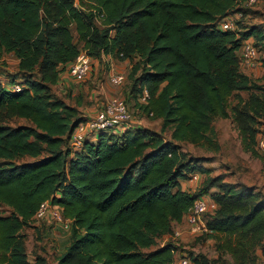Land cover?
Masks as SVG:
<instances>
[{"label":"trees","instance_id":"trees-1","mask_svg":"<svg viewBox=\"0 0 264 264\" xmlns=\"http://www.w3.org/2000/svg\"><path fill=\"white\" fill-rule=\"evenodd\" d=\"M250 8L244 0H0V57L12 53L19 74H39L6 81L21 82L20 90L0 80V264H48L41 254L29 257L22 232L45 200L71 219L52 264H172L179 246L158 239L214 186L217 207L204 213L202 234L233 264L264 260V192L211 175L178 144L216 145L214 120L231 117L237 95L243 148L262 157L255 124L264 118V84L244 71L240 55L248 37L264 50V31L243 25ZM238 10L237 30L221 29L220 20ZM82 48L93 58L131 61L132 91L148 92L136 105L162 119L170 139L133 126L71 149L84 115L52 87ZM239 91L252 92L244 99ZM15 117L30 124L10 125ZM25 155L33 159L17 162ZM198 170L206 175L199 191L183 189L181 179ZM186 255L191 264L218 261Z\"/></svg>","mask_w":264,"mask_h":264},{"label":"rangeland","instance_id":"rangeland-1","mask_svg":"<svg viewBox=\"0 0 264 264\" xmlns=\"http://www.w3.org/2000/svg\"><path fill=\"white\" fill-rule=\"evenodd\" d=\"M243 25L245 27L258 26L264 31V0H260L256 6L247 10L246 16L243 18ZM263 57L264 50H261L259 64L256 67H245L246 72L261 84H264ZM92 62V70L85 77L80 80H72V86L68 85V82H61L60 79L59 84L53 85L52 92L69 104L79 106L80 114L85 116L91 114L86 112L87 109L94 110L99 104H104L106 100L113 96L123 97L132 113V124L134 126L158 131L163 133L166 139L171 138L170 129L164 132L161 130L162 119L149 118L138 109L136 102H142V99L141 94L136 89L132 91V80L128 76L132 64L130 60H121L103 54L100 58L92 57ZM112 71L124 73L126 75L125 80L119 85L113 84L109 77ZM12 77H15V79ZM26 78H39V74H19L15 65V56L11 53H5L4 58L0 59V80L3 83L7 80L25 82ZM251 92L239 91L238 94L247 99ZM240 104L237 95H233L230 99L231 117L215 118L214 125L217 130L216 142L218 145L190 142H180L178 144L186 152L187 158L200 160L199 163L208 168L211 175L223 174L226 180L254 185L264 192V148H260L261 151L259 150L262 157L255 156L243 148L239 122L235 117L236 112L234 110V107ZM8 123L12 126L30 124L28 120L22 117L12 118ZM255 125L260 130L258 138H264V118H261ZM32 159V157L25 155L18 158L17 162ZM198 171L201 174L200 179L192 181L191 178L187 177L184 181L185 188L191 191H199L206 175L200 170ZM217 190L219 188L214 186L205 193L210 197L212 203H215L212 194ZM177 231L178 234H176ZM22 232L29 257L33 258L36 254H41L46 257L48 264H52L56 256L63 251L69 235L68 231L64 230L48 215L44 217L36 216L35 221L26 225ZM169 241L179 246L177 259L184 254L203 253L212 259L218 258L215 264H233L230 255L224 254L221 256L219 254L214 239L191 232L189 227L174 223L173 231L160 237L158 245ZM155 247L156 245L150 247V249ZM259 264H264V260L261 259Z\"/></svg>","mask_w":264,"mask_h":264},{"label":"built area","instance_id":"built-area-1","mask_svg":"<svg viewBox=\"0 0 264 264\" xmlns=\"http://www.w3.org/2000/svg\"><path fill=\"white\" fill-rule=\"evenodd\" d=\"M259 2L260 0H244V5L253 7ZM243 16V11L229 12L227 16L220 20L219 27L223 30H237V20ZM240 55L242 67H256L259 64L261 52L254 43L253 38L248 37L243 40ZM92 66V57L82 48L75 59L67 64L65 73L73 80H80L92 70ZM109 77L113 84L119 85L125 80L126 75L119 71H112ZM5 86L10 90H20L23 84L19 81L13 83L5 81ZM147 95L148 92L144 88L141 93L142 101H145ZM133 126L132 113L126 100L120 96H113L106 100L104 104H99L91 114L84 115V118L74 126L69 137V145L73 151H78L86 140H95L97 135L103 131L120 133ZM259 146L264 148V138L259 139ZM200 177L199 171L189 174V178L193 181H198ZM211 206V200L206 195H200L196 198L187 214V223L191 232L202 234L209 231L204 213L209 211ZM47 215L54 219L64 230L69 231L71 219L63 217L58 206L52 205L49 200L43 201L34 214L35 217ZM178 233L177 231L176 234ZM172 264H191V259L185 254Z\"/></svg>","mask_w":264,"mask_h":264},{"label":"crops","instance_id":"crops-1","mask_svg":"<svg viewBox=\"0 0 264 264\" xmlns=\"http://www.w3.org/2000/svg\"><path fill=\"white\" fill-rule=\"evenodd\" d=\"M12 54V53H11ZM4 58V54L2 55V57H0V59H3ZM17 62H18V60H17V58H15V65L17 66ZM243 69H244V71H246V69H245V67H242ZM10 71V70H9ZM60 79H61V82L63 81L64 83H66V82H68V85H71L72 86V84H73V79H71V78H69L67 75H66V73H65V71H63L62 73H60V75H59V79H58V81H57V83L56 84H59L60 83ZM90 111H93V109H87L86 110V112H88V113H92V112H90ZM85 112V113H86ZM186 180V178H182L181 179V185H182V187H183V189H186V190H189V189H187V188H185V184H184V181ZM193 181V180H192ZM204 195H206V194H204ZM207 196V195H206ZM208 197V196H207ZM209 199H210V197H208ZM211 208H215V207H217V203L215 202V203H212V201H211ZM188 214V213H187ZM187 214L185 215V217H184V219H183V221L182 222H180V223H177L178 225L180 224V226L182 225V226H185V227H188V223H187ZM176 223V222H175ZM192 234V233H191ZM163 236H166V234H164Z\"/></svg>","mask_w":264,"mask_h":264}]
</instances>
